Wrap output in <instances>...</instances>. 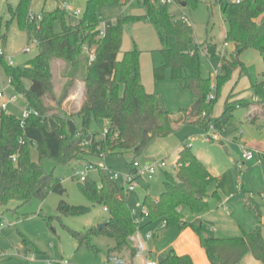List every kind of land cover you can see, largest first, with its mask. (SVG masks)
I'll use <instances>...</instances> for the list:
<instances>
[{"label": "trees", "instance_id": "obj_1", "mask_svg": "<svg viewBox=\"0 0 264 264\" xmlns=\"http://www.w3.org/2000/svg\"><path fill=\"white\" fill-rule=\"evenodd\" d=\"M62 2L64 0H55ZM113 1L124 4L128 0H87V6L77 22L68 21L70 12L58 6L54 10L41 12L42 20L31 21L33 0H18L9 5L11 22L17 21L27 30L29 40H38L39 52L25 66L10 64L7 56H0L1 63L16 91L28 101L31 113L26 118L17 117L0 107V206H8L16 200L26 203L37 197L46 199L51 192L64 194L66 189L61 178L48 172L43 165L45 157L59 164L109 155L133 156L127 161L128 170H135L134 162L159 138L166 137L187 121H193L208 130L213 124L216 130L226 131L240 107L228 92L221 111L215 116L217 105L226 85L235 73L242 78L248 74L241 54L257 49L264 59V0H221V10L227 24L225 43L234 44L235 50L222 55L221 66L215 80L202 72L203 46L207 56H214L216 44L196 42L193 25L186 19H176L168 9L170 0H137L144 9L140 14L122 13L115 20L104 23L100 7ZM197 6L199 0H175ZM1 22V21H0ZM61 22L62 30H55ZM136 22L151 24L159 37L164 61L155 67L156 80L165 78L168 70L182 88L192 94V102L178 113L171 112L162 95L149 92L141 77V50L135 45L121 55L125 26ZM7 33L0 37L6 39ZM94 49L95 58L90 60ZM63 61L72 67V80L68 82L61 97L55 93L52 63ZM83 69L86 84L85 100L79 110L81 125L74 115L57 110L49 101H57L58 108L75 86L79 70ZM31 82L30 86L26 81ZM257 98L264 99V78L253 86ZM93 118L106 122L104 134L89 131ZM87 142V143H86ZM37 147L40 160L31 157L32 147ZM174 172L166 171L164 190L158 198L147 194L143 201L146 209L141 228L158 221H167V226L191 227L200 236L201 244L212 264H237L247 254L253 253L264 263V232L262 211L255 198L247 193L246 206L255 212L259 223L240 237L216 238L205 236L202 225L188 222L183 207L188 206L196 214L209 208L210 197L220 198L218 189L210 192L218 182L207 164L197 155L193 147L184 144L179 151ZM101 173L100 181L90 174L80 181L82 192L94 203L107 208L110 218L103 228H94L87 234L75 232L83 243L92 234L107 235L115 240L114 251L124 246L135 250L129 237L138 228L128 196L118 180L111 177L102 165H96ZM76 176V175H75ZM87 206L71 205L61 201L60 215L87 213ZM26 245H33L27 238ZM119 253V252H118ZM47 264H69L51 262ZM159 264H195L189 254L180 255L174 248L168 250Z\"/></svg>", "mask_w": 264, "mask_h": 264}, {"label": "rangeland", "instance_id": "obj_2", "mask_svg": "<svg viewBox=\"0 0 264 264\" xmlns=\"http://www.w3.org/2000/svg\"><path fill=\"white\" fill-rule=\"evenodd\" d=\"M67 1L71 11L78 9L81 11L78 16L70 12L68 21L75 23L85 11L87 0ZM17 3L18 0H0V29L2 33H7L5 41L0 37V42L4 44L6 53L11 56L14 64L25 66L38 54L39 47L38 43L34 42L35 37L29 40L27 30L20 28L17 21L7 26V21L11 18L9 5L15 7ZM58 6H61V3L55 0H33L31 9L32 12L41 14L43 11L54 10ZM168 9L176 19H186L193 25L197 43L205 44L209 41L211 44H216V55L207 56L202 53L203 75L215 80L221 66L222 55L226 53L229 56L235 50L232 43H229L230 46L226 50L221 49L225 44L227 30L221 10V0H199L196 7L182 6L180 2L170 0ZM99 12L102 15L101 27L104 28L106 21L115 20L122 13L140 14L144 12V9L139 6L137 0H128L127 4L113 1L100 7ZM55 30L57 32L62 30L61 22H56ZM135 45L142 52L141 77L143 83L144 81L146 83L144 84L146 89L162 95L167 108L173 113H178L181 108L188 107L192 102V94L173 79L170 70L167 71L165 78L155 79L154 69L162 65L164 61L155 28L142 22L126 25L121 55ZM27 47H30L31 51H26ZM205 48L203 46V49ZM240 60L247 65L248 74L239 78L238 73H235L231 83L224 88L215 112V116H218L228 92L234 87L230 95L232 100L238 101L240 107L235 110L234 118L228 124L227 130L223 132L218 130L222 135L220 141L207 142L205 140L207 130L193 121H187L172 134L157 139L139 157L141 160L147 156L157 161L164 159L168 161V166L158 167L151 178L147 176L139 178L138 187L129 194V206L138 215L143 210L142 201L147 194L158 198L164 190L165 172L176 170L173 163L179 149L184 144L192 146L197 155L218 177V182L212 185L210 192L218 189L221 194L232 189L237 190L242 184V177L249 170L247 166L250 163H243L239 144L245 142L264 151V99L257 98L253 92V86L264 78V59L257 49L249 48L241 54ZM52 72L55 93L61 97L64 88L73 78L72 67L63 61H55L52 63ZM77 76L75 86L62 102L61 107L58 108L55 100L49 101V104L54 107V111L60 110L74 115L75 120L81 125V116L78 112L83 106L86 92L83 69L79 70ZM30 84L31 82L27 80L26 85L29 87ZM0 92H4L7 97L16 96V100L8 105L7 111L22 118L24 110L29 108L28 101L10 83L1 58ZM105 129V120L92 119L89 131L101 135L105 133ZM258 155L256 151V156ZM31 157L34 161L40 160L39 151L35 146L32 147ZM132 158L130 154L125 157L114 154L105 158H91L90 162L95 165H105L110 175L113 172L125 174L128 171L127 161H131ZM88 164L89 161L84 160L59 164L55 159L45 157L43 159L44 168L61 178L66 189L65 193L51 192L46 199L34 197L23 204L13 200L8 206H0V264H47L49 262L104 264L109 253L114 251L115 240L107 235L92 234L82 243L80 237L75 234V232L87 234L92 229L99 228L110 218L104 205L94 204L82 192L79 178L75 176L77 170L84 169ZM252 170H254L252 174L260 177L264 175V164L253 165ZM90 175L100 181L101 173L98 167L91 170ZM118 182L123 186V177L119 178ZM210 198L215 201L213 197ZM63 200L71 205L87 206L90 210L84 214L60 215L58 208ZM183 214L188 222L199 223L198 214L188 206L183 207ZM160 225V222L155 224L157 237L156 241L150 244L154 257H164L167 254L169 248L166 247L174 232L173 229L162 228ZM24 238L30 240L33 245H26ZM131 251L130 247L124 246L117 252L129 259ZM141 260L138 258L137 264H141Z\"/></svg>", "mask_w": 264, "mask_h": 264}, {"label": "crops", "instance_id": "obj_3", "mask_svg": "<svg viewBox=\"0 0 264 264\" xmlns=\"http://www.w3.org/2000/svg\"><path fill=\"white\" fill-rule=\"evenodd\" d=\"M142 23L146 24L147 26L151 25L145 22ZM229 46H230L229 44L227 46L224 44V47L221 48L222 51L226 50ZM160 51H161V47H160ZM144 84L146 85L145 81ZM147 90L149 92H153L150 89ZM246 144L250 148L255 150V154L256 151H258L259 155L258 157L255 155L254 158L249 159L245 162L243 160L244 164L246 163H250V164L247 166L249 167V170L244 175V177H242L243 178L242 184L238 186L239 188L237 190L232 189L231 191H228L223 194L219 192L220 198L213 197L215 201H212V199L210 198V205L207 211H205L202 214H198L199 223L197 225H202L205 233L209 236L216 238L240 237L243 235L244 231L250 232L255 228V226L259 223V221L255 215V212L246 206L245 199L247 197V193L252 195L260 205L262 211L261 222L263 224V232H264V197L262 196L264 194V175L258 177L259 175L255 176L254 174H252L254 171L252 170L253 165L256 166V164L258 163L264 164V151L260 150L254 145H250L248 143ZM178 154L175 160L176 163L179 158ZM142 160L147 162L155 161L153 157H148V156L143 158ZM257 194L259 195V197H257L258 196ZM158 222L161 223L160 227L162 228L169 227V226H163L162 221H158ZM156 223L157 222L145 228V229H152L154 231V238L148 242L149 251L147 253V256L149 258L159 260L161 256L154 257L152 254L153 249L150 246L152 242L156 241L157 231L155 230L154 227ZM169 228L173 229L172 231L174 232H172L170 241L166 248L169 249L174 248L175 251L180 255H185V254L191 255L195 264H212L207 256L205 248L201 244L200 236L194 231L193 228L191 227L179 228L177 226H173ZM137 259L138 258H136L135 256L131 258V255H129V261L131 262V264H137ZM104 264H106V260ZM141 264H142V260H141ZM237 264H264V263L256 259L253 253H247Z\"/></svg>", "mask_w": 264, "mask_h": 264}, {"label": "built area", "instance_id": "obj_4", "mask_svg": "<svg viewBox=\"0 0 264 264\" xmlns=\"http://www.w3.org/2000/svg\"><path fill=\"white\" fill-rule=\"evenodd\" d=\"M165 1L166 0H162V2H165ZM229 1L240 2L241 0H229ZM61 6L67 9L69 12H72V15L78 16L81 13L79 9L75 11H71V7H69L67 0L62 1ZM29 18L31 21L39 22L40 20H42V15L40 13L38 14V13L31 12L29 15ZM34 42L36 44L38 43L36 38L34 39ZM225 45L227 46L228 43H225ZM26 51H31L30 47H27ZM208 52H209L208 48H205L202 50V53L205 55H207ZM0 56H7L9 63L14 64V61L12 60L11 56L7 55L5 46L2 42H0ZM94 58H95V53L91 52L90 60H93ZM15 100H16V96L7 97V95L4 92H0V107L3 108L4 110H8V105L11 102H14ZM30 113H31L30 109L24 110L22 118L24 119L28 117ZM221 139H222V135L218 132V130H216L215 126L212 124L207 130L205 140L207 142H211V141H220ZM240 146H241V152H242L241 154H242V158L244 162L255 157L256 155L255 150L250 148L246 143L244 142L240 143ZM102 166L105 167V165H102ZM167 166H168V161L164 159L161 161L155 160V161H149V162L141 160V159H137L134 162L135 170L133 171L128 170L125 174L113 172V174H111V177L115 180H118L119 178L123 177V180H124L123 186H124L125 192L127 194H130L132 191L136 190V188L138 187L139 178L144 177V176L151 178L156 173L158 167L165 168ZM176 166H177V163L175 162L174 167ZM96 167L97 166L95 164L90 163L87 166H85L84 169L77 170L76 177L79 178V180L84 181L90 174L91 170L96 169ZM262 196L264 197V194ZM105 209L107 210L106 207ZM145 214H147L146 209H143L139 215L137 214V212L133 211L134 219H135V222L138 228L136 229L134 233L130 235L129 241L131 245L133 246V248L135 249V257L141 258L142 264H159L158 259H152L147 256V253L149 251L148 242L154 238V231L152 229L141 228L142 224L145 221V217H146ZM1 225H3V223H1ZM162 225L167 226V221L166 220L162 221ZM106 264H131V262L125 255L120 254L118 252H111L106 258Z\"/></svg>", "mask_w": 264, "mask_h": 264}, {"label": "water", "instance_id": "obj_5", "mask_svg": "<svg viewBox=\"0 0 264 264\" xmlns=\"http://www.w3.org/2000/svg\"><path fill=\"white\" fill-rule=\"evenodd\" d=\"M182 6H187V2H185V1H183V2H181L180 3ZM226 148H228L227 146H226ZM106 225V223H103V224H101L100 226H99V228H103L104 226ZM205 236H208L206 233L204 234ZM164 260V257H160L159 258V262H162Z\"/></svg>", "mask_w": 264, "mask_h": 264}]
</instances>
